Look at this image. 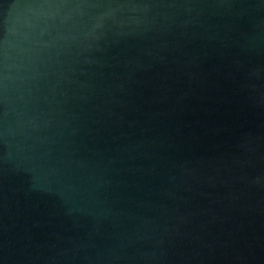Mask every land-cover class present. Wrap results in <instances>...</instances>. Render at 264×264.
<instances>
[{"label":"water","instance_id":"water-1","mask_svg":"<svg viewBox=\"0 0 264 264\" xmlns=\"http://www.w3.org/2000/svg\"><path fill=\"white\" fill-rule=\"evenodd\" d=\"M0 264H264V0H0Z\"/></svg>","mask_w":264,"mask_h":264}]
</instances>
